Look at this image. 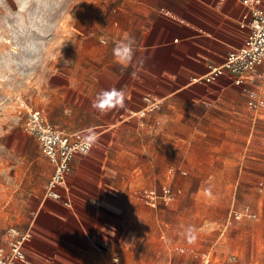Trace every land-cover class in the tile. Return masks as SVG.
Masks as SVG:
<instances>
[{
  "label": "rangeland",
  "instance_id": "1",
  "mask_svg": "<svg viewBox=\"0 0 264 264\" xmlns=\"http://www.w3.org/2000/svg\"><path fill=\"white\" fill-rule=\"evenodd\" d=\"M176 1L0 0V242L7 225H30L52 171L24 127L33 106L67 131L106 130L112 169L103 174L134 227L117 233L131 251L117 252L116 264H264V77L157 98L143 116L92 107L132 74L113 57L114 42L128 33L137 53L142 31ZM143 99L150 107L156 98ZM245 204L257 216L233 215Z\"/></svg>",
  "mask_w": 264,
  "mask_h": 264
},
{
  "label": "crops",
  "instance_id": "2",
  "mask_svg": "<svg viewBox=\"0 0 264 264\" xmlns=\"http://www.w3.org/2000/svg\"><path fill=\"white\" fill-rule=\"evenodd\" d=\"M248 10L244 0H177L162 9L164 14L141 33L138 62L132 65L130 78L124 80L123 105L112 108L116 110L107 116L118 118V109H128L129 116H143L134 111L145 107L146 96L157 101L178 92L191 98L202 97L221 86L217 82L223 87L235 84L230 73L212 81L202 77L211 65L222 63L229 50L243 45L247 29L241 26V20ZM78 129L94 134L95 145L89 153L73 158L67 184L61 188L62 198L46 197L47 181L43 198L38 200L26 227L33 233L25 243L28 260L15 264H116L117 252L131 251L116 240L119 229L127 235L134 227L119 209L118 190L111 175L103 174L104 167L112 169L104 165L108 152L103 136L106 130L95 126ZM52 172L53 164L50 176ZM151 191L146 192L148 198ZM66 197L71 200L70 205L63 201ZM9 225L2 231L0 246L7 245ZM141 236L144 237L143 224Z\"/></svg>",
  "mask_w": 264,
  "mask_h": 264
},
{
  "label": "built area",
  "instance_id": "3",
  "mask_svg": "<svg viewBox=\"0 0 264 264\" xmlns=\"http://www.w3.org/2000/svg\"><path fill=\"white\" fill-rule=\"evenodd\" d=\"M244 2L249 7L241 20V26L247 29L245 41L240 47L229 50L222 63L210 66L209 71L202 77L206 81H212L225 73L232 74L235 84L264 77V0ZM150 103V107L140 108L134 113L145 115L158 101L153 99ZM250 104L257 107L259 101L251 99ZM24 127L38 138L43 153L53 164V172L45 191L46 197L62 198L61 188L67 184L73 158L77 154H87L91 151L95 145V135L84 129L66 131L51 122L43 109L33 106L28 107ZM153 194L154 191H151L150 195ZM63 201L67 205L71 204L67 197L63 198ZM231 212L237 218L246 215L257 216V212L249 204H245L242 209H232ZM5 236L7 245L0 246V264L27 261L25 243L33 236L32 230L9 225ZM231 258H235V255Z\"/></svg>",
  "mask_w": 264,
  "mask_h": 264
},
{
  "label": "clouds",
  "instance_id": "4",
  "mask_svg": "<svg viewBox=\"0 0 264 264\" xmlns=\"http://www.w3.org/2000/svg\"><path fill=\"white\" fill-rule=\"evenodd\" d=\"M101 43L106 45L108 40L102 37ZM112 54L115 60L122 66L133 65L138 62L135 37L125 33L121 39L114 42ZM135 74L133 72V75ZM124 99L125 92L123 89H103L96 94L95 99L92 101V107L97 111L105 112L114 107L122 106Z\"/></svg>",
  "mask_w": 264,
  "mask_h": 264
}]
</instances>
